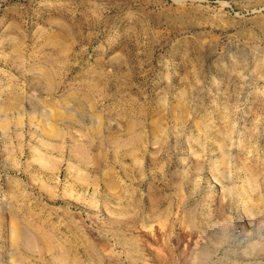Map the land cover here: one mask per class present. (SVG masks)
Instances as JSON below:
<instances>
[{"label": "rangeland", "instance_id": "obj_1", "mask_svg": "<svg viewBox=\"0 0 264 264\" xmlns=\"http://www.w3.org/2000/svg\"><path fill=\"white\" fill-rule=\"evenodd\" d=\"M174 2L0 0V264H264V35Z\"/></svg>", "mask_w": 264, "mask_h": 264}, {"label": "bare ground", "instance_id": "obj_2", "mask_svg": "<svg viewBox=\"0 0 264 264\" xmlns=\"http://www.w3.org/2000/svg\"><path fill=\"white\" fill-rule=\"evenodd\" d=\"M227 4L220 3V0H175L168 11L175 24L184 25L191 31L214 26H221L225 30L243 29L249 25L250 34L264 35V0H247L245 6L228 4L235 13L240 14L238 17L226 10ZM226 18H229L230 24L224 20Z\"/></svg>", "mask_w": 264, "mask_h": 264}, {"label": "crops", "instance_id": "obj_3", "mask_svg": "<svg viewBox=\"0 0 264 264\" xmlns=\"http://www.w3.org/2000/svg\"><path fill=\"white\" fill-rule=\"evenodd\" d=\"M54 159H56V160H58L59 159V157H53ZM82 158V157H81ZM88 159V158H87ZM78 169V168H77ZM79 170H81V171H84V172H86L87 174L88 173H94V172H100V168H79ZM121 171H131V172H133V173H137V174H140L141 173V170H142V168H122V169H120ZM98 186H99V183H97V188H98ZM94 189H95V187H94V185H93V187H92V191H94Z\"/></svg>", "mask_w": 264, "mask_h": 264}]
</instances>
